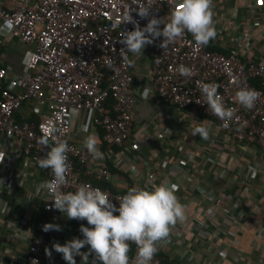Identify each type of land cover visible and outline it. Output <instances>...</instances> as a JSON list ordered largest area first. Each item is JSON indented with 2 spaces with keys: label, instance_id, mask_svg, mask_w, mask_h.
I'll return each mask as SVG.
<instances>
[{
  "label": "built area",
  "instance_id": "1",
  "mask_svg": "<svg viewBox=\"0 0 264 264\" xmlns=\"http://www.w3.org/2000/svg\"><path fill=\"white\" fill-rule=\"evenodd\" d=\"M147 2L16 0L9 9L0 2V25L5 20L11 21V34L31 46L25 61V73L10 74L0 62V165L5 166L0 173V203L4 192H9L14 185L12 165L16 160H21L25 168V179H20V187H23L22 183L26 179L37 173L43 175L41 181H36L29 188L30 192L26 193L28 201H32L31 204L39 210L41 225L36 224L38 217L22 218L18 225H12L14 228L8 236L9 240L15 238L24 243L22 255L15 257L14 264H42L49 242L48 231L45 232L43 226L68 219L53 207L52 196L46 190H36L42 182L53 179L51 170L42 169L37 163L38 158L44 157L48 151V148L38 143L44 132L50 136L54 134L56 139L66 141L69 146V184L63 186L62 191H75L79 184L88 183L107 192L112 202L119 206L115 197L122 196V193L114 192L108 186H98L89 178L96 182L110 183L114 173L106 163L110 161L114 148L126 146L132 134L135 89L131 54L125 53L127 58L123 59L122 48L125 46L120 43L121 35L135 28L133 23L127 21L133 19L143 28L153 15L168 20L172 10L179 6L177 0H151V15L142 19L136 11L137 5ZM252 9L253 5L249 4L248 11ZM160 27L162 29L164 25ZM244 37V34H238L233 46L227 50L228 53H223L208 45L197 44L191 33L185 31L181 38L170 43L166 49L160 47L163 42V37H160L154 40L148 50L153 95L162 104L193 110L198 117L205 116L203 123L210 129L209 139L200 144L203 151H199L200 148L189 150L185 156L168 154L157 165L162 169L189 172L187 180L194 188L197 187V179L193 172L198 171V163L206 164L211 170L215 161L219 160L215 147L220 140L257 146L264 163V58L258 59L255 56L256 48L248 47L249 43L247 45ZM247 48L250 50L245 54ZM181 64L192 69L193 75L190 78L178 72ZM253 79H259L260 86ZM198 81L218 85V93L225 106L234 112L228 127H223L224 122L204 104ZM241 87L258 93L255 106L250 110L236 102L235 93ZM28 101H35L39 108L44 107V111L39 108L33 111L37 120L27 117L18 120L17 114L22 104ZM86 111L93 112L90 132L100 131L99 149L104 153L102 160L93 159L83 143L73 138L74 114L80 112V115ZM53 129L59 131L53 133ZM143 133L146 142L154 137L157 141H165L169 134L165 132V136L158 130H154L153 135L145 134L144 130ZM49 143L52 144L51 139ZM139 147L138 142H132L126 148L137 150ZM74 159L84 166L86 176L75 170ZM94 160H97V166L91 165ZM128 171L131 176L138 172L133 164ZM247 171L244 180L248 182L255 171L253 168ZM217 176L222 179L225 172ZM149 178L152 183L165 182L151 171L147 174L146 184ZM198 189L211 200L223 201L226 197L223 192L215 195L210 189ZM5 209L4 202L1 204V212ZM212 211L207 209L208 216L214 214ZM215 218H220L218 221L213 219V222L218 232L223 234L225 215L218 213ZM79 221L81 225L89 226L86 220ZM136 252V245L130 243V260L135 258ZM0 264L11 263L0 255ZM95 264L102 262L95 261ZM152 264H161V259L155 255Z\"/></svg>",
  "mask_w": 264,
  "mask_h": 264
},
{
  "label": "crops",
  "instance_id": "2",
  "mask_svg": "<svg viewBox=\"0 0 264 264\" xmlns=\"http://www.w3.org/2000/svg\"><path fill=\"white\" fill-rule=\"evenodd\" d=\"M0 2L3 7L9 9L14 6L16 0ZM249 4L253 5L250 11ZM212 11L217 36L211 41L228 50L233 46L236 36L242 33L247 45L249 43L248 47L256 48L255 56L258 59L264 58V0H212ZM150 45H146L140 55L130 52L135 89L133 129L127 145L114 149L110 161L113 166L129 175L128 168L132 164L135 165L138 172L130 175L132 187H144L150 171L169 185L178 183H175V194L180 203L186 206L187 219L184 223L178 222L171 229L169 238L159 245L158 251L176 259L179 264H264V163L257 146L220 140L218 148L215 147L219 159L215 161V166L210 170L206 164L199 162L198 171L193 172L197 179L196 188L187 182L189 172L181 173L175 169L168 170L157 166L168 154L185 156L189 150L199 149L200 144L206 143L208 139L203 140L198 135H191L193 127L202 123L205 116L198 117L193 110L162 104L153 95L151 59L148 54ZM30 50L31 46L11 32L0 35V62L10 74L25 73V61ZM249 50L250 48L245 49V54L249 53ZM21 107L17 114L20 119L27 117L37 120L33 111L40 106L35 101L25 102ZM39 110L44 111V107ZM79 113L74 114L73 138L83 143L85 136L91 134L90 121L93 112L86 111L80 115ZM85 123L89 124L87 133L81 130ZM143 130L145 134L150 135H153L154 130L164 133L165 136L166 133L169 134L165 141H157L154 137L150 142H146ZM93 133L97 136L100 147L99 132ZM132 142H138L139 149L128 150L126 147ZM223 142L225 143L222 144ZM201 148L199 151H203ZM91 165L97 166V160ZM10 166L11 164L9 168ZM3 167L4 164H1L0 173ZM12 168L14 185L9 192H4L3 201L0 203V255L14 264L15 257L22 255L24 243L15 238L13 241L9 240L8 236L14 228L12 225H18L22 218L38 217L41 225L39 210L31 204L32 201H28L26 193L36 181H41L43 175L35 174L36 176L26 179L22 183L23 187H20V179H25L24 165L21 160H16ZM251 168L255 172L247 182L244 180L245 174ZM223 171L225 177L221 179L217 175ZM125 179L123 175L114 173L110 184L117 189H124L127 187ZM198 188L210 189L215 195L223 192L226 197L223 201L218 200L219 202L217 199L211 200L199 192ZM4 202L6 209L1 212V204ZM208 208L212 209L214 214L208 216ZM218 213L225 215L223 234L218 232L219 229L213 222V219H220L215 218ZM54 225H59L61 230L48 231L54 238L53 243L59 242L63 245L73 238L83 239L79 220L63 219ZM50 249L51 256H48L43 264H67L60 253L55 250L52 252L51 247ZM81 252H89V246L86 245ZM75 259L76 264H82L80 256ZM93 259L94 253L89 255L88 264H93Z\"/></svg>",
  "mask_w": 264,
  "mask_h": 264
},
{
  "label": "clouds",
  "instance_id": "3",
  "mask_svg": "<svg viewBox=\"0 0 264 264\" xmlns=\"http://www.w3.org/2000/svg\"><path fill=\"white\" fill-rule=\"evenodd\" d=\"M177 3L179 6L172 10L168 20L158 19L153 15L143 28L133 19L127 21L133 23L135 28L121 35L120 43L125 46L122 48L123 59L127 58L125 55L127 52L134 55L142 54L146 45L152 44L160 37H163L160 47L166 49L170 43L181 38L185 31L191 33L195 42L202 46L216 38L212 0H177ZM137 6L136 11L142 19L151 15L153 9L151 0ZM160 25L164 27L161 29ZM12 29V22L5 20L0 25V35L10 33ZM178 72L188 78L193 75L192 69L183 64L179 66ZM197 85L208 110L224 122L223 127H228V122L234 118V112L225 106L218 93V85L199 81ZM235 99L242 107L250 110L255 106L258 93L241 87L236 91ZM88 129L87 123L81 127L85 133ZM58 131L52 130L53 133ZM191 135H198L201 139L207 140L210 129L202 122L193 127ZM38 143L48 148L46 155L38 158V166L50 169L53 179L39 184L37 192L46 190L52 196L51 201L54 202L53 207L56 210L65 214L69 220H86L89 225L82 224L80 227L83 239L73 238L63 245L59 242L53 244L52 247L57 253L62 254L67 264H76V256L82 258V264H88L89 255L93 253V264L95 261L102 264H152L159 245L169 238L171 229L178 222L186 221V206L180 203L175 194L176 185L165 182L152 183L151 178L144 187H130L126 194L115 197L119 201L118 207L107 192L88 183L79 184L75 191H62L61 188L69 184L67 176L69 146L66 141L58 140L54 134L50 136L48 132H44ZM83 146L93 159L104 158L95 133L85 136ZM43 230L47 232L61 229L59 225L49 223L43 226ZM130 243L135 244L137 248L136 256L132 260L128 255ZM86 245L89 246V252H81ZM46 254L50 257L51 250L46 249Z\"/></svg>",
  "mask_w": 264,
  "mask_h": 264
},
{
  "label": "trees",
  "instance_id": "4",
  "mask_svg": "<svg viewBox=\"0 0 264 264\" xmlns=\"http://www.w3.org/2000/svg\"><path fill=\"white\" fill-rule=\"evenodd\" d=\"M210 48L212 49H217L223 53H228L227 50L221 48L218 44H215L213 41H210L208 44H207ZM253 82L256 83L257 86H260V80L259 79H253ZM17 119L19 120L20 118L17 116ZM99 132V135H100V131ZM118 147H115L114 149H117ZM74 165H75V170H77L82 176H86L85 175V171H84V166H82L81 164L77 163L76 160L74 159ZM106 165L109 167L110 171L113 172V173H119L121 175H123L126 179L125 181L127 182V187L124 188V189H117L115 188L114 186H112L109 182H96L93 178H89L94 184L98 185V186H101V187H110L112 191L114 192H119V193H122L123 195L126 194L127 192V189L132 187L133 185V181H132V178L131 176L127 173V172H124L118 168H116L115 166H113L112 162L111 161H107ZM36 224L37 225H40V222L39 221H36ZM47 237L49 238V242H48V247L47 249L51 250L50 247L52 248L53 252H55L54 248L52 247L53 246V242H54V238L50 236L49 233H47ZM156 256H158L160 259H161V264H179V262L174 259V258H169L167 255H165L164 253H161L160 251H158L156 253ZM48 257V255L45 253V257L43 259V263H45V259ZM42 263V264H43Z\"/></svg>",
  "mask_w": 264,
  "mask_h": 264
},
{
  "label": "rangeland",
  "instance_id": "5",
  "mask_svg": "<svg viewBox=\"0 0 264 264\" xmlns=\"http://www.w3.org/2000/svg\"><path fill=\"white\" fill-rule=\"evenodd\" d=\"M187 182H188V181H187ZM13 201H14V202H16V201H15V199H14ZM20 202H21V200H20ZM21 203H23V202H21ZM20 214H23V213H22V212H20ZM52 252H53V251H52Z\"/></svg>",
  "mask_w": 264,
  "mask_h": 264
}]
</instances>
